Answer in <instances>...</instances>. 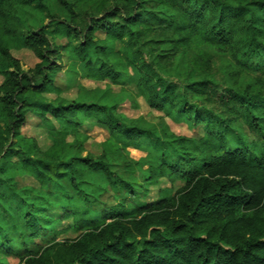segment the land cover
Listing matches in <instances>:
<instances>
[{"label": "trees", "instance_id": "1", "mask_svg": "<svg viewBox=\"0 0 264 264\" xmlns=\"http://www.w3.org/2000/svg\"><path fill=\"white\" fill-rule=\"evenodd\" d=\"M54 1L58 11L51 0H0V215L14 224L0 221V253L14 238L20 264H264V0ZM35 9L47 25L30 26ZM60 48L83 64L82 77L109 80L133 106L143 97L204 133L126 118L80 83L65 98L54 83ZM13 50L39 62L24 70ZM28 114L47 145L21 133ZM86 122L109 134L98 154L82 155ZM146 139L142 169L129 148ZM98 171L118 203L94 212L71 204L66 183L82 191ZM23 174L43 189L21 196L14 181ZM58 182L64 205L48 190ZM154 186L153 201H134Z\"/></svg>", "mask_w": 264, "mask_h": 264}, {"label": "rangeland", "instance_id": "2", "mask_svg": "<svg viewBox=\"0 0 264 264\" xmlns=\"http://www.w3.org/2000/svg\"><path fill=\"white\" fill-rule=\"evenodd\" d=\"M48 2V0H46ZM52 6L55 11H58L59 6L54 1L51 0ZM148 15V14H147ZM27 19L29 20V24L31 27H37L39 25H47L49 20L44 17L43 13L40 10H32L29 15H27ZM51 29V28H50ZM62 36L57 35L56 39H59L63 45L65 44V38L60 39ZM75 43L79 42L76 39L74 40ZM62 54L64 53V58L58 59L57 62L60 64L62 71L61 73L54 78L55 85L61 86L65 91H63L62 96L67 99H73L77 96L78 87L77 84H81L85 86L87 89L94 90L97 94V97L103 102L107 103H114L116 104L117 111L121 113L126 118L131 119H139L140 121L144 122L147 125H157L159 129H162L164 126H168L171 131L175 132L177 135H185V136H194L203 134L204 128L203 125L193 127L191 123L185 118V116H181L178 114L166 115L165 113L158 111L152 108L143 97L137 98V106H133L130 100L124 95L122 92L121 86L112 84L111 81H95L89 80L85 77H82L80 74L84 75V66L83 64L78 61L74 56L69 57L67 52L62 48L59 49ZM13 55L18 58L21 62L22 68L24 70H29L35 67V65L39 62V59L31 50H13ZM71 70V71H69ZM78 72V74L72 71ZM74 73V74H73ZM132 73V80L129 83L128 87L134 88L136 84V76L134 75V70L131 71ZM3 75L0 74V85L3 82ZM49 99L53 97L52 94H46ZM26 122L23 124L21 128V133L24 136H30L38 138L39 142L42 145H47V132L44 130L42 122L36 116L32 114H28L26 117ZM160 118L158 123L151 122V119L157 120ZM239 126L245 133L249 134V130L246 124L239 121ZM82 130L86 131V134L89 136V139L83 145V153L82 155H86L87 153H99L98 145L100 142H103L105 139L109 137L108 132L97 126L93 125L90 122H86L82 127ZM253 138V135H250ZM150 140H142L138 141L135 145L129 148L130 156L134 160L140 162L142 169L148 167V161L146 159L147 156V148L151 146ZM160 186L167 187L171 186L172 184L166 178L160 179ZM15 187L20 193L21 196L30 198L33 196L37 191L43 189V185L39 183V180L35 177H29L25 174L19 175L15 178ZM60 182L55 183L54 185L51 184L48 186V190L54 192V197L58 195V200L54 198V204H66L67 199L63 196L67 193L60 188ZM66 185L68 188L67 190L70 191L71 195H74L71 204H87L89 203L92 211L94 212L96 209H106L112 208L115 204L118 203L116 198L115 192L112 188V184L107 179L105 172L98 171L91 174V180L88 183L80 184V190H73V186L69 187V183L67 182ZM182 183H177L176 188H178ZM64 186V185H63ZM173 185L172 187H174ZM47 188V187H46ZM45 188V189H46ZM145 190V189H144ZM158 187H152L151 191L148 195L142 196L134 201L136 203L142 204L151 202L155 199L157 195ZM60 195V196H59ZM133 200V199H131ZM51 202V199L49 200ZM0 221L3 226L12 227L14 224L8 222V219L5 218L4 215H0ZM67 223V222H66ZM69 223V221H68ZM70 224H57L55 229L62 228L63 226H67ZM16 239L13 238V251L10 254L0 253L1 260L5 261L7 264H20V258L14 255L17 252L18 247L15 244ZM39 241V239H38Z\"/></svg>", "mask_w": 264, "mask_h": 264}]
</instances>
